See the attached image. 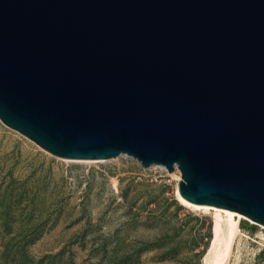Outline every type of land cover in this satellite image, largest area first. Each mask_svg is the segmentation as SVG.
I'll use <instances>...</instances> for the list:
<instances>
[{
    "label": "water",
    "instance_id": "1",
    "mask_svg": "<svg viewBox=\"0 0 264 264\" xmlns=\"http://www.w3.org/2000/svg\"><path fill=\"white\" fill-rule=\"evenodd\" d=\"M0 120L264 225V0H0Z\"/></svg>",
    "mask_w": 264,
    "mask_h": 264
},
{
    "label": "rangeland",
    "instance_id": "2",
    "mask_svg": "<svg viewBox=\"0 0 264 264\" xmlns=\"http://www.w3.org/2000/svg\"><path fill=\"white\" fill-rule=\"evenodd\" d=\"M178 174L64 161L0 120V264H203L212 214L177 202ZM239 227L225 264H264V228Z\"/></svg>",
    "mask_w": 264,
    "mask_h": 264
},
{
    "label": "bare ground",
    "instance_id": "3",
    "mask_svg": "<svg viewBox=\"0 0 264 264\" xmlns=\"http://www.w3.org/2000/svg\"><path fill=\"white\" fill-rule=\"evenodd\" d=\"M60 158L61 160L64 159V161L71 160V161H82V162L104 160V159L65 158V157H60ZM151 165L156 166L159 164L151 163L148 166ZM175 169L178 170L176 166L173 167V170ZM178 179H179V174H178ZM175 199L179 204L189 209L199 210V211L200 210L211 211L212 219H213L212 238L209 245V249L207 253L204 254L203 264H225L227 257L231 251L234 238L240 232L239 222L241 218L249 220L250 222L254 224H258L264 228L263 224L252 220L251 218L245 216L244 214H242L237 210L223 206L210 205L207 203H195L189 201L178 193L177 187L175 189Z\"/></svg>",
    "mask_w": 264,
    "mask_h": 264
}]
</instances>
